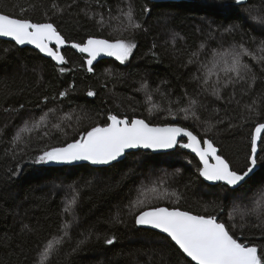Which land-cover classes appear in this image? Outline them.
Segmentation results:
<instances>
[{"label": "trees", "instance_id": "1", "mask_svg": "<svg viewBox=\"0 0 264 264\" xmlns=\"http://www.w3.org/2000/svg\"><path fill=\"white\" fill-rule=\"evenodd\" d=\"M231 2L0 0V10L12 14L18 5H35L23 16L52 23L68 44L90 36L135 44L127 61L111 57L92 73L87 58L67 48L62 67L68 70L61 73L35 50L0 40V264H39L49 242L54 247L44 264H190L170 239L135 224L139 211L157 206L214 214L235 224L238 234L244 225L242 240L264 245V225L253 226L261 223L253 210L264 192L259 151V170L236 190L206 184L198 159L179 146L169 154L132 153L109 168L35 162L46 146L71 142L117 115L161 126L179 123L202 141L212 140L235 170H244L254 127L264 123V67L245 57L255 83L225 86L226 66L214 67L213 60L240 44L257 51L264 25L252 17L264 16V0H247L239 8L227 7ZM129 4L140 29L128 26ZM200 62L208 68L199 70ZM198 76L208 83L194 79ZM216 88L220 98L213 94ZM63 92L68 95L61 97ZM193 100L199 119H183V113L172 119L169 109L176 112ZM25 126L31 131L22 132ZM17 134L21 140L12 143ZM112 236L114 243L106 244ZM60 237L63 242L56 243Z\"/></svg>", "mask_w": 264, "mask_h": 264}, {"label": "snow or ice", "instance_id": "2", "mask_svg": "<svg viewBox=\"0 0 264 264\" xmlns=\"http://www.w3.org/2000/svg\"><path fill=\"white\" fill-rule=\"evenodd\" d=\"M246 3L247 0H232L227 7L239 8ZM29 7L34 8L35 5H28L27 7L18 5L14 10L15 14L0 10V37L11 38L18 45H34L41 53L56 61L58 65L67 64L68 61L60 51L68 43L65 37L50 22H33L30 18H25L23 14ZM52 7L57 8L55 4ZM57 11H62V9L57 8ZM144 11L148 12L150 9H144ZM124 15L127 17L129 27L133 29L142 28V25L134 19L131 4H129L128 11ZM252 19L264 25V16H253ZM232 30L225 29V31ZM70 46L78 50L79 53L86 54L87 71L91 72L93 71V62L101 55L115 57L121 63L127 61L135 44L125 39L110 40L90 36L86 42L71 43ZM192 55L195 56L196 53ZM217 56L219 59L213 60V66L216 67L221 64L226 66L224 71L228 78L224 82L225 86L228 83L246 81L251 87L255 83L256 76L251 65L246 63L244 58L249 57L264 67V41L260 42L256 52L250 51L243 44H240L231 47L226 53H217ZM195 62L197 61H190V63ZM206 68H208V64L200 62L199 70ZM67 70L64 67L59 68L61 73ZM194 79L200 80L204 84L208 83V78L205 76L194 77ZM217 83H220L218 74ZM213 94L220 98L218 88L213 90ZM60 95L64 97L68 93L63 92ZM87 95L95 96L96 93L89 91ZM195 103L196 101L193 100L189 107H181L176 112L169 109V115L174 120L180 113H183V119H199L196 112L191 110V105ZM107 119L110 123L93 126L71 142L59 146H46L41 150L42 154L36 158L35 162L90 161L96 165H107L121 158L127 149L162 150L179 146L191 150L199 157L202 166L198 171L204 180L222 182L236 190L238 186L242 187L255 175L259 161L258 151L260 155H264V123H258L254 127L248 162L244 170L238 171L232 167L227 159L218 154V149L212 140L203 139L202 141L188 128L181 127L179 123H167L161 126L149 123L145 119H129L126 116L121 118L117 115H109ZM35 126L33 125V127ZM30 131L28 126L22 130L25 133ZM180 137L187 138V142H181ZM21 138V135L17 134L12 143L20 141ZM259 164L264 166V161H259ZM173 195L176 194L173 193ZM137 203L143 205L144 201L138 199ZM255 203L256 209L253 211L261 223L253 226L261 228L264 225V192L260 193L259 199ZM71 204H75V199ZM215 207L219 208L218 205ZM65 210L68 211L69 209ZM228 219L231 221L234 217L229 214ZM116 222H120L118 217ZM135 224L149 226L166 234L175 246H178V250L190 258V264H264V245H252L246 240H242L241 234L244 225L240 226V234H238L235 224H226L224 221L218 220L214 214H193L178 207H148L135 215ZM25 227L27 228V226ZM68 227L69 225L65 224L64 236L68 235L66 231ZM115 239V236L105 238V243L112 245ZM62 242L63 237L56 241V243ZM83 242L81 241V243ZM53 247V242L47 244L41 253L39 264H44L50 259Z\"/></svg>", "mask_w": 264, "mask_h": 264}, {"label": "water", "instance_id": "3", "mask_svg": "<svg viewBox=\"0 0 264 264\" xmlns=\"http://www.w3.org/2000/svg\"><path fill=\"white\" fill-rule=\"evenodd\" d=\"M153 1H154L155 3H165V2H183V1H185V0H153ZM0 40L6 41V42H14V43H16L14 40H12L11 38H7V37H0ZM70 45H71V44H68V43H67V44H66L64 47H62L60 50H64V49L70 48V49L75 50L78 54H81V53H79L78 50L72 48ZM17 46H19L20 48H30V49H32V50H35V51L39 52V53L42 54L45 58L52 60V58L47 57L46 54L41 53V52L39 51V49H36L34 45H29V44L18 45V44H17ZM81 55L86 56V54H81ZM86 57H87V56H86ZM110 58H111V57H109V56L101 55L100 57L97 58L96 61L93 62V67H94L98 62L103 61V60H108V59H110ZM52 61L55 62V64H56L57 66H60V67L63 66V65H58L57 62L54 61V60H52ZM179 139H180V141H182V140H184V139L187 140V138H185V137H180ZM176 149H177V147H176V148H173V149H162V150H152V149H144V148L127 149V150L125 151V154H124L121 158H119L117 161H113L111 164H107V165H96V164H92L90 161H76V162H72V163H55V162H52V166H54V167H56V168H60V167H65V166H72V167H74V166L89 165V166L94 167V168H109V167H111V166H113V165H115V164H117V163H120V162L124 161L125 158H126V156L129 155V154H131V153H133V152L144 151V152H149V153H153V154H168V153L174 152ZM185 150H186L187 152L193 154L194 156H196L194 153L191 152V150H189V149H185ZM218 154H219V151H218ZM196 157L199 159L198 156H196ZM258 169H259V167H257V169L255 170V172H256ZM205 181H206V180H205ZM206 182L209 183V184H211V185L223 184L222 182H210V181H206ZM228 187H230V186H228ZM238 187H240V186H238ZM238 187H237V188H238ZM230 188H231V187H230ZM231 189H232V188H231ZM138 226H139L140 228L147 229V230H151V231H154V232H156V233H158V234H161V235L167 237L166 234L160 232V231L157 230V229H152V228H150L149 226H141V225H138ZM169 239H170V238H169ZM173 243H174V242H173ZM177 247H178V246H177ZM188 259L190 260V258H188Z\"/></svg>", "mask_w": 264, "mask_h": 264}, {"label": "bare ground", "instance_id": "4", "mask_svg": "<svg viewBox=\"0 0 264 264\" xmlns=\"http://www.w3.org/2000/svg\"><path fill=\"white\" fill-rule=\"evenodd\" d=\"M152 1H153V0H152ZM10 43H13V44H15V45L17 46V44L14 43V42H10ZM18 47H19V46H18ZM19 48H20V47H19ZM64 50H65V49H64ZM64 50H60V51L62 52V51H64ZM72 50H73V49H72ZM74 51H75V50H74ZM36 52H37V51H36ZM75 52H76V51H75ZM38 53H39V52H38ZM76 53H77V52H76ZM39 54H40V53H39ZM77 54H78V53H77ZM40 55H42V54H40ZM79 55H81V54H79ZM42 56H43V55H42ZM81 56H84V55H81ZM43 57H44V56H43ZM85 57H86V56H85ZM86 58H87V57H86ZM46 59H47V58H46ZM49 60H50V59H49ZM108 60H109V59H108ZM51 61H52V60H51ZM52 62H53V61H52ZM54 63H55V62H54ZM58 67H60V66H58ZM92 72H93V71H91V73H92ZM182 141H183V140H182ZM182 141H181V142H182ZM184 141H185V143L187 142V140H185V139H184ZM177 148H178V147H177ZM217 149H218V148H217ZM176 150H177V149H176ZM176 150H175V151H176ZM183 150L186 151L184 148H183ZM175 151H174V152H175ZM218 151H219V149H218ZM139 152H140V151H139ZM142 152H144V151H142ZM186 152H187V151H186ZM133 153H137V152H133ZM147 153H149V152H147ZM171 153H173V152H171ZM187 153H189V152H187ZM131 154H132V153H131ZM151 154H153V153H151ZM168 154H169V153H168ZM189 154H191V153H189ZM219 154H220V151H219ZM129 155H130V154H129ZM155 155H158V154H155ZM191 155H193V154H191ZM127 156H128V155H127ZM127 156H126V157H127ZM193 156H194V155H193ZM194 157H196V156H194ZM196 158H197V157H196ZM197 159H198V158H197ZM198 161H199V159H198ZM199 163H200V165L202 166V164H201L200 161H199ZM51 165H52V163H51ZM88 166H89V165H88ZM53 167H54V166H53ZM65 167H66V166H65ZM71 167H72V166H71ZM258 167H259V166H258ZM55 168H56V167H55ZM93 168H94V167H93ZM99 169H100V168H99ZM258 170H259V169H258ZM258 170H257V171H258ZM257 171H256V172H257ZM256 172H255V173H256ZM201 178L203 179V181H204L206 184L211 185V184L207 183V182L204 180L203 177H201ZM218 185H224V184H218ZM212 186H215V185H212ZM225 186H226V185H225ZM227 187H228V186H227ZM228 188L231 189L230 187H228ZM238 188H240V187H238ZM238 188H237V189H238ZM231 190H233V189H231ZM138 227H139V226H138ZM139 228H140V227H139ZM142 229H143V228H142ZM165 237H166V236H165ZM167 238H168V237H167ZM168 239H169V238H168ZM174 245H175V244H174ZM176 247H177V246H176ZM177 248H178V247H177ZM184 256H185V255H184ZM185 257H186V256H185ZM186 258H187V257H186ZM187 259H188V258H187ZM188 260H189V259H188ZM189 261H190V260H189Z\"/></svg>", "mask_w": 264, "mask_h": 264}, {"label": "rangeland", "instance_id": "5", "mask_svg": "<svg viewBox=\"0 0 264 264\" xmlns=\"http://www.w3.org/2000/svg\"><path fill=\"white\" fill-rule=\"evenodd\" d=\"M132 52H133V50H132ZM132 55V54H131ZM113 58H115V57H113ZM130 58V57H129Z\"/></svg>", "mask_w": 264, "mask_h": 264}]
</instances>
